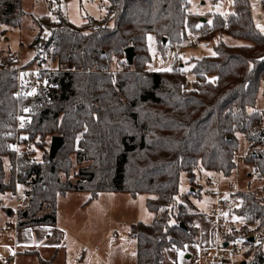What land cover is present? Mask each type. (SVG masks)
I'll list each match as a JSON object with an SVG mask.
<instances>
[{
  "label": "trees",
  "instance_id": "16d2710c",
  "mask_svg": "<svg viewBox=\"0 0 264 264\" xmlns=\"http://www.w3.org/2000/svg\"><path fill=\"white\" fill-rule=\"evenodd\" d=\"M21 2L0 0V22L19 25ZM109 2V16L97 28L64 19L53 25L47 44L53 49L54 67L50 72L43 69L32 93V78L23 77L21 132L37 148L46 147L47 135L62 136L64 143L51 160L47 154L43 161H21V178H31L34 195L19 227L55 224L57 198L70 191H88L92 199L101 192L145 193L154 219L132 225L137 264H165L167 248L198 242V230L192 226L197 208L190 193L177 203L179 212L174 209L183 172L193 180L200 165L230 175L236 167V133H242L250 146L249 163L264 174V106L250 110L260 92L264 96V34L255 25L250 0H233L232 11L227 16L216 13L204 35L210 39L213 33H226L245 43L231 46L221 40L214 54L196 59L191 68L196 79L190 87L179 66L145 69L150 61L148 33H155L163 44V38L181 42L185 27L192 25L189 0ZM130 46L135 50L133 63L126 59ZM115 56L126 60L117 75L110 68ZM3 63L7 69L0 71V194L15 190L14 176L6 171L13 154L8 149L11 137L5 133L14 132L17 112V65L11 57ZM66 64L75 68L64 70ZM72 153L83 164L75 174L78 181H59L58 172L71 167L65 160ZM191 193L199 197L196 190ZM240 198L235 206L244 219L240 233L260 235L255 242L243 240L248 245L244 256L252 255L251 261L234 264H264V195L248 191ZM44 204L50 211L36 216ZM238 235L227 233L226 240Z\"/></svg>",
  "mask_w": 264,
  "mask_h": 264
},
{
  "label": "rangeland",
  "instance_id": "374dc122",
  "mask_svg": "<svg viewBox=\"0 0 264 264\" xmlns=\"http://www.w3.org/2000/svg\"><path fill=\"white\" fill-rule=\"evenodd\" d=\"M250 3L255 25L259 31L264 34V0H250ZM109 5V0H22L21 7L19 6L17 10L19 15L22 14V12L24 13L21 17V23L17 26H10L0 22L2 28L7 29V31L3 30L0 35V60L5 62L11 57L12 62L16 65L31 63L28 65L29 67H36L37 64H41V71L32 78L33 83L30 85L29 93H32L34 90L36 91L40 83L38 80L40 73L44 70L50 72L49 69L54 67L52 63L53 49L52 47H48L47 44L52 26L60 24V22L64 23L61 21V19H64L76 26L87 25L90 29L97 28L100 22L104 21V19L109 16ZM232 5L233 0H189L188 12L192 14V25H190V27H185L183 40L181 42L174 44L169 43L166 39L164 45L160 38L156 37L155 33H148L147 45L150 61L145 65V69L148 71L169 70L174 66H179L186 76L187 81H189L190 87H193V81L196 79V76L191 72V68L195 64L196 59L205 55L214 54V47L221 40L231 46L245 43L243 40L226 33H213V37L210 39L204 35L206 31L209 33L210 28L214 25L215 14L220 13L223 16H227L232 11ZM108 23L110 26H113V19ZM87 31L90 30L87 29ZM119 59L120 58L115 56L110 64L111 71L114 75H117L118 72L126 68L125 58L122 61ZM67 65L68 64L64 67L62 66V68L66 70ZM70 68L75 67L72 65ZM141 68L144 69L143 67ZM44 82L45 80H43V83ZM22 84L23 80L20 90L23 89ZM263 89L264 83L261 90ZM21 104L20 97V107ZM263 106L264 96L260 92L256 107L250 110L259 111L263 109ZM260 126H263V123L262 125L260 124ZM19 127L21 128V121ZM14 129H17V124H15ZM236 135L239 138V146L235 152L236 167L232 170L231 176L227 179L226 176L228 177L229 175H225L222 172L218 173L211 171V174L217 176L219 183L220 179L224 181L222 184L223 188L220 186L224 191L221 198H227V193L231 195L230 197L228 196V199L232 201V206L224 210L222 226L227 233L231 234L238 232L239 237L236 240H239L238 243L241 246L247 248L248 245L243 242L244 236L240 233L244 227V219L237 213L235 206L238 205L239 200L242 201L240 196L243 192L250 191V194L257 193L259 195H264V174L260 173L257 167L253 165V163H249L247 159L250 146L246 135L242 133H236ZM51 138L52 135H47L46 141L48 144L45 148L36 147L35 154L29 162H32L33 159L43 161L47 154L49 155ZM13 159L14 155L12 160L6 163V166L11 165L14 161ZM67 160H70L71 167L67 172H58L59 181H71L75 183L78 181L75 174L83 164H78L76 153L70 154L65 161ZM19 166L22 168L20 162ZM197 170L195 179L190 180L188 178L190 187H188L187 182L188 176L185 172L182 173L180 192L182 193V191L186 189L187 192L178 195L174 206L176 212H179L177 203L182 200L184 201V196L187 193H190L189 197L192 201H195L198 197H194V194L191 192L196 190L195 194H197V196L201 195V188L204 186L205 181H207L208 175L206 176L207 170L200 165L197 166ZM7 172L9 174L12 173L9 172V170H7ZM257 173L263 176V181H261L262 179L259 178V174ZM22 181L25 182L26 180ZM50 182L52 184L56 183L54 180ZM230 182L234 184V186L230 187ZM232 188L235 189V192L230 194L229 190ZM14 194L15 190L6 192V194H4L5 196L0 194L2 197L0 230L3 229L4 225L13 221V217L7 213V208L13 205ZM148 196L149 195L145 193L134 196L129 192H101L98 197L92 199L91 193L88 191H70L64 198L58 197L60 221L64 222L66 225L69 224L68 226L71 227V232H69V236L66 239L67 244L63 248L66 252L65 263L137 264V242L136 239L131 236V228L134 223L140 221L145 223H151L153 221L154 213L147 207ZM216 201V197H205L200 201L207 216H213V210L217 207ZM28 207L29 206H25L24 210ZM49 207V204H47L41 212H37L36 216L42 217L48 213L50 211ZM196 213L197 215L192 219V226L194 222H197L200 216L204 215L202 213L200 214L198 209ZM213 218H207V220L213 221V223L209 224V231L204 233L205 239H203V242L205 245L214 246L215 244V232L212 227L214 226L216 228V224ZM250 226L254 227L255 225ZM193 227H196L198 230V242H187L182 249H178L175 246L167 248L165 250V264H186L188 261L198 262L199 264H214L212 260H204L203 255L200 256L199 254L200 257L197 256L192 258V254H189L194 245L197 247L200 246L201 230L196 225ZM1 232L2 231H0V233ZM12 233L13 230L10 229L6 235H11ZM252 234L257 236L260 235L259 232ZM6 247H8V257L5 256V261L8 262V264H40L38 256L29 257L21 254H14L12 243L11 245H6ZM204 250V248H201L199 251L203 254ZM185 254L190 255L188 260L184 258ZM251 256H244L243 254L240 258L232 261L225 260L220 264H234L237 261L242 263L246 260L251 261ZM248 264L253 263L250 262Z\"/></svg>",
  "mask_w": 264,
  "mask_h": 264
},
{
  "label": "built area",
  "instance_id": "2783aa9c",
  "mask_svg": "<svg viewBox=\"0 0 264 264\" xmlns=\"http://www.w3.org/2000/svg\"><path fill=\"white\" fill-rule=\"evenodd\" d=\"M2 25L0 23V35L2 32ZM20 64V63H19ZM70 65H67L68 70ZM7 67L0 60V71H5ZM41 71V64H37L36 67H29L25 65H17L13 72L16 74V98H17V112H16V124L17 129L13 133H5L7 137H11L8 149L14 155V161L11 165L6 166V171L12 172L14 175V183H15V194H14V205L10 208L12 215L14 216V222L10 224L4 225L5 229H13L17 231L19 228V223L22 219V212L25 206H29V200L34 195L33 184L31 178L27 179L25 182L21 180L22 168L19 166V162L22 160L27 162L32 160V157L35 154L36 144L31 139L25 137L20 130V112H19V98H20V89L21 83L24 75H27L29 78H33L34 75ZM258 170V169H257ZM259 171V170H258ZM259 174V173H257ZM259 178H263L262 175L259 174ZM207 183L214 185L215 190L214 193L217 195L216 208L213 210V216L216 224V232H215V244L214 246L205 249L204 256L208 260L214 261V264H220L225 260H235L240 258L244 254V247L241 246L238 241L239 240H226L227 232L223 228V212L225 209H228L232 206V201L228 198H221L222 193L224 192L221 187L217 176L211 174L207 177ZM26 190H25V187ZM20 190V192H19ZM25 190V192H24ZM235 192V189L232 188L229 190V193L232 194ZM2 207V203H0V208ZM196 223H193L195 226ZM225 242H228V245H225Z\"/></svg>",
  "mask_w": 264,
  "mask_h": 264
},
{
  "label": "crops",
  "instance_id": "0c3cea01",
  "mask_svg": "<svg viewBox=\"0 0 264 264\" xmlns=\"http://www.w3.org/2000/svg\"><path fill=\"white\" fill-rule=\"evenodd\" d=\"M207 175L208 176L211 175V171H207L206 176ZM230 176H231V174L228 177L226 176V178L229 179ZM187 179H188V177H187ZM260 179H262V178H260ZM261 181H263V179ZM187 182H188V187H190L189 179ZM223 183H224V181H222L220 179V186L222 188H223V185H222ZM232 186H234V184H231V182H230V187H232ZM214 190H215V186L208 184L207 181H205L204 186H202V188H201V195L197 199H195V201L193 200L195 205H196V208L200 211V214L202 213L204 215L200 216L196 222V226L199 227L201 230V237H200V243H199L200 246L197 247L194 245L192 247L190 253H189V254H192V258L197 257V256L200 257L201 255H203V259L206 261H209L208 259L205 258L204 252H203V254H201L200 253L201 251H199V250L201 248L207 249V248L212 247V245H205V243L203 242V239H205L204 233L209 231L208 230L210 227L209 224L213 223V221L207 220V218H210V217L213 218V216H207L206 215L204 208L200 204V201L205 197H210V198L216 197L217 198V195L214 193ZM186 192H187V189L182 191V193L180 192V194H183ZM4 194H6V193H4ZM4 194H2V195H4ZM226 195H227V198H228V196L229 197L231 196L228 193ZM65 196H66V194L65 195H59L58 197L64 198ZM1 198L2 197L0 196V203H2ZM58 200L59 199L57 198V201H56V207H57V209H56V223L55 224L25 226L22 228L19 227L17 231H14L12 229L13 233L11 235L10 234L6 235V233L10 229H5L3 226V229L0 230V231H2L0 233V264H8V262L5 261V256L8 257V255H7V248L8 247H6V245H8V244L11 245V243L13 245L14 254H18V255L21 254V255H25V256H29V257L30 256H38L39 260H40V264H66L65 263L66 252L63 250V248L67 244L66 239L69 236V232H71V227L68 226L69 224L66 225L64 222L60 221V216L58 213V211H59ZM13 205H14V203H13ZM45 206H47V204H45ZM45 206L43 207V209L45 208ZM11 207L7 208V213H8V215H11L13 217V221L11 222V223H13L14 222V216L11 213V210H10ZM42 210H40V212ZM49 210H50V207H49ZM24 211L25 210H23V212ZM22 220H23V218L21 219V221ZM213 220H214V218H213ZM212 229L214 230V232H216V228L214 226L212 227ZM196 247H197V249H196ZM189 254H185L184 258H186L188 260L189 256H187V255H189ZM199 254H200V256H199ZM13 260H14V258H13ZM191 263L199 264L198 262H194V261L193 262L188 261L186 264H191Z\"/></svg>",
  "mask_w": 264,
  "mask_h": 264
},
{
  "label": "water",
  "instance_id": "95a60500",
  "mask_svg": "<svg viewBox=\"0 0 264 264\" xmlns=\"http://www.w3.org/2000/svg\"><path fill=\"white\" fill-rule=\"evenodd\" d=\"M163 42L165 43L166 42V38H163ZM126 59L129 63H133L134 61V57H135V50H134V47L133 46H130L128 48H126ZM64 143V139L62 136H59V135H54L52 136L51 138V144H50V153H49V158L50 160L55 158L58 150L61 148V146L63 145ZM10 213V212H9ZM181 226L182 227H186L185 223L182 222L181 223ZM244 239L247 240V241H251V242H255L256 240V235L255 234H249V235H246L244 236ZM225 245H228V242H225ZM190 257V255H187Z\"/></svg>",
  "mask_w": 264,
  "mask_h": 264
}]
</instances>
